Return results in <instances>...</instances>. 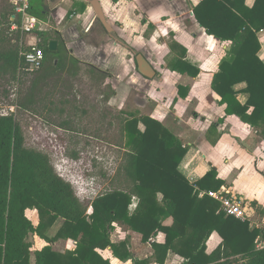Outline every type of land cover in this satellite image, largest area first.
I'll return each mask as SVG.
<instances>
[{"label":"trees","instance_id":"obj_1","mask_svg":"<svg viewBox=\"0 0 264 264\" xmlns=\"http://www.w3.org/2000/svg\"><path fill=\"white\" fill-rule=\"evenodd\" d=\"M31 12L40 21H49V10L44 7L36 10L32 5ZM194 14L209 35L231 42L212 88L227 105V115L238 116L264 140V61L259 56L262 44L258 36L264 29V0H255L251 7L246 0H202L194 7ZM13 16V7L0 14V75L21 84L24 75L35 74L26 98L15 104L36 114L31 108L44 102L48 85L53 81L52 87L58 85L54 79L64 71L78 76L84 64L72 55L60 33L38 29V47L43 49L45 60L40 70L28 72L21 52L30 47L24 45L25 33L10 31L13 24H20ZM10 32L16 44L7 48L4 35ZM51 40L58 41L57 51L49 49ZM87 66L101 82L110 77L108 72ZM169 67L191 76L200 72L187 59L183 47ZM241 83L245 88L237 89ZM241 92L249 94L245 103L238 98ZM51 104L43 105L42 110L52 111L55 104ZM119 119L126 149L120 171L127 186L99 194L87 204L46 153L26 145L16 112L0 113V264H31V234L47 243L34 251L36 264H112L102 254L107 249L119 260H132V264H165L170 252L183 257L182 264H264V250L257 248L264 225L251 229L248 220L226 215L220 202L207 194L225 186L217 169L213 167L191 182L179 169L187 148L170 128L149 115L128 113ZM61 125L67 127L70 122ZM134 199L137 206L131 209ZM28 209L38 212L37 224L27 215ZM168 219L172 223H167ZM58 220L62 224L49 235L47 230ZM117 222L139 233L143 243L151 244L152 256L135 257L127 239L112 242ZM214 232L222 242L209 253L207 243ZM160 234L165 235L163 242L158 240ZM59 239H73L76 247L56 251L53 246Z\"/></svg>","mask_w":264,"mask_h":264},{"label":"crops","instance_id":"obj_2","mask_svg":"<svg viewBox=\"0 0 264 264\" xmlns=\"http://www.w3.org/2000/svg\"><path fill=\"white\" fill-rule=\"evenodd\" d=\"M99 1L110 29L100 21L90 0H42L41 6L49 10L50 17L47 22L41 21L40 29L57 31L75 58L84 65L108 72L110 77L104 85L109 86L108 93L112 97L119 89L114 79L127 78L128 83H122L121 87L127 94L135 85L138 90L136 96L141 99L137 104L142 113L160 120L187 148L179 166L180 171L195 182L215 167L219 177L225 180L223 187L244 201L251 229L262 227L264 140L238 116L227 115V105L221 102V96L212 88L214 76L219 72L231 42H221L209 35L197 22L194 7L202 0ZM254 2L246 0V5L251 7ZM9 4L0 7V14L13 7L10 0ZM10 31H16L13 25ZM12 32L4 35V47L10 48L16 44V40L11 39ZM30 35L34 36V43L28 42ZM258 36L262 44L259 56L264 61V29ZM38 39L36 32L26 34L24 45L35 44ZM182 47L187 50V59L199 68L197 76L182 74L169 67ZM139 54L155 70L154 78L139 73ZM132 61L136 70L128 77ZM245 86V83H241L236 88L243 89ZM238 98L245 103L249 94L241 92ZM216 123L217 127L211 130ZM251 205L259 211V217L255 209L250 211ZM251 215L257 216L252 218ZM167 223H172V219H168ZM115 230L117 232H113L112 242L127 239L135 257L152 256L151 244L143 243L139 233L122 224L116 225ZM127 231L128 234L124 236ZM158 240L163 242L165 235L160 234ZM221 242L222 237L214 232L207 243V251L212 252ZM46 244L35 234L31 264H36L34 251ZM75 247L73 239H59L53 249L65 252ZM102 254L110 258L112 264H132V260L122 261L114 257L111 249L102 251ZM183 261V257L170 252L165 264H182Z\"/></svg>","mask_w":264,"mask_h":264},{"label":"rangeland","instance_id":"obj_3","mask_svg":"<svg viewBox=\"0 0 264 264\" xmlns=\"http://www.w3.org/2000/svg\"><path fill=\"white\" fill-rule=\"evenodd\" d=\"M5 4L8 5L9 0H0V7ZM41 4L42 0H32L36 10H41ZM34 41V36L30 35L28 42ZM130 67L128 77L135 73V62L132 61ZM34 75H24L21 84L0 76V113L16 112L24 130L26 145L46 153L57 172L72 183L78 197L87 204L99 194L115 188H126L127 179L120 171L126 149L119 118L128 113L147 115L137 104L141 99L136 96V86L132 85L127 94L121 89L122 83H128L127 78L114 79L119 89L112 97L108 93L109 86L104 85L105 80L99 81L84 65L78 76L72 77L64 71L60 78L54 79L59 82L58 85L52 87L54 81L48 85L42 96L44 102L31 108L37 111L33 114L18 109L15 103L26 98L27 87ZM66 99L68 103L61 102ZM51 101L55 104L52 111L42 110L43 105L51 107ZM60 109L65 111L60 112ZM64 121H69L70 125L62 126ZM136 201L134 199L133 202L137 204ZM252 208L255 209L251 205L250 211ZM255 211L259 217V211ZM27 214L35 224L39 222L37 211L28 209ZM256 216L251 215L252 218ZM61 224L62 220L56 221L47 233L54 235ZM127 234L128 231L124 236ZM34 240L35 234H31L33 246ZM134 249L137 247L134 246Z\"/></svg>","mask_w":264,"mask_h":264},{"label":"built area","instance_id":"obj_4","mask_svg":"<svg viewBox=\"0 0 264 264\" xmlns=\"http://www.w3.org/2000/svg\"><path fill=\"white\" fill-rule=\"evenodd\" d=\"M12 2L14 17L20 21L19 25L13 24V28L15 30L20 29L27 35L34 34L37 30V25L40 24L41 26V21L31 12L32 0H12ZM39 42L40 39L35 44H29L28 47L30 49H25L21 52L26 70L30 73L40 70L44 64L45 55L43 49L38 47ZM207 194L220 202L221 210L226 215L234 216L243 221L247 220L248 215L245 204L240 197L232 195L224 187L220 191H209ZM225 194H228V196ZM132 205V208L137 206L135 202ZM257 248L264 250V235L257 240Z\"/></svg>","mask_w":264,"mask_h":264},{"label":"water","instance_id":"obj_5","mask_svg":"<svg viewBox=\"0 0 264 264\" xmlns=\"http://www.w3.org/2000/svg\"><path fill=\"white\" fill-rule=\"evenodd\" d=\"M91 5L93 6L98 18L100 21L104 24V26L108 29H110V25L106 19L105 13L103 11V8L101 6V3L99 0H90ZM14 18V17H13ZM40 28V24L37 25L36 29L38 30ZM49 49L51 51H57L58 50V41L57 40H51L49 43ZM137 63H138V70L139 73H141L143 76L147 78H154L155 76V70L150 65V63L141 55L139 54L137 56Z\"/></svg>","mask_w":264,"mask_h":264}]
</instances>
